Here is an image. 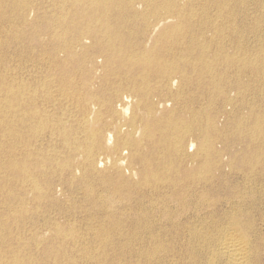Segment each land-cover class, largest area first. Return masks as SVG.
<instances>
[{
	"label": "bare ground",
	"instance_id": "bare-ground-1",
	"mask_svg": "<svg viewBox=\"0 0 264 264\" xmlns=\"http://www.w3.org/2000/svg\"><path fill=\"white\" fill-rule=\"evenodd\" d=\"M44 1L0 0V226L79 189L135 264H264V0Z\"/></svg>",
	"mask_w": 264,
	"mask_h": 264
},
{
	"label": "rangeland",
	"instance_id": "rangeland-1",
	"mask_svg": "<svg viewBox=\"0 0 264 264\" xmlns=\"http://www.w3.org/2000/svg\"><path fill=\"white\" fill-rule=\"evenodd\" d=\"M30 1L33 5H36L38 7H42V6L46 7V3L44 0H30ZM12 60H13V62H11V64L14 63L15 58H13ZM16 62L19 64V60L16 59ZM15 74H17V75H15ZM17 76H18V72H15V66L12 65L11 71H10V77H11V79H13V78L16 79ZM55 179H57V178H55ZM235 182H236V180L234 178L230 179V181H229L230 184H234ZM41 183L43 184V182H41ZM75 189H77V188H75ZM81 192L82 191H80L79 189L76 190L75 195L78 194V196H76V198L73 197V199H71V201H70V198H68V194L65 193V196H62L61 199L56 201V202L51 200V198H48V197H43L42 199L37 201L33 194H25V196H23L21 194V197H22L21 200L24 203L26 201H28V203L26 202L27 204L25 203L26 212L23 216H20L17 218L7 219L5 221V223L2 226H0L1 227L0 233H2L4 235L3 236L4 238L2 237V239H4V240L0 243V255H4L10 248L21 247L24 249L23 256H25V261H33L32 258H34L35 264H40V263L41 264L42 263L43 264H72V263L83 264V262H85L84 264H93V263L94 264H135V261L139 260V258L136 259V257H135L136 252L139 249H141L138 245L135 246V244H134L133 247L129 246L127 249L121 250L119 246H120L121 242H123V238H122V236L120 237V235H118L117 233H110L109 239L107 238L108 240H106V242L103 241V243H102V241L100 242V240H96V239L91 238L92 231L87 229L85 224L83 225V224L78 223L75 226H71L69 224V221L66 223V221H67L66 218H70V217L62 218V215L58 211L63 210V208H64V211L65 210L66 211L71 210V212H73L75 214V216H74L72 213L73 217H75V218L77 217V215H76V213H77L78 217L76 219H79V218L84 219L85 218L84 212H81V211H83L86 207H88L90 205V201L84 202L81 199V196H82V195H80ZM16 193L18 194V192H16ZM66 194H67V196H66ZM19 200L20 199H18L15 195V199H13V203L15 204ZM60 206H62V207H60ZM65 207H66V209H65ZM71 208H73V209H71ZM72 210H74L76 212H74ZM46 215H47V217H46ZM48 215L50 217H53V219L50 218ZM79 215H81V217ZM28 216H29V218H28ZM53 220H54V222H52ZM48 222L60 224L63 227L62 234H65L66 231H70V233L72 231V235L75 236L76 238H80V239L84 238V245H82V248L90 249L97 243H99V245L101 244L104 247V250L100 251V253H98V254L92 253V255H95L96 262H98V263L92 262L93 260H89L92 263L86 262L84 259L79 258V256L77 254H75V251H74L75 246L72 247V243L71 244H64L61 242V240L59 238H57L56 236H53L52 232H50L49 230L47 231L46 228L52 224V223L49 224ZM66 225H69V226H66ZM84 227H85V229H84ZM20 230H21V232H20ZM88 230H89V232H88ZM125 231H126V228H125ZM125 231H123V233H125ZM3 232H5V233H3ZM49 232H50V234H49ZM24 233H25V235H24ZM29 234H30V236H29ZM84 235H86V236L84 237ZM33 236L37 237V240L39 242V244L37 246H35V244L32 240ZM89 237L91 240L89 239ZM40 239H42V240H40ZM87 241H89V242L87 243ZM30 242L34 246H32ZM60 242H61V244H60ZM109 248H110V250H109ZM63 251H64V253H63ZM130 253L134 254V255H131ZM27 255H30V257ZM78 260L81 262H79ZM133 260H135V261H133ZM132 261H133V263H132Z\"/></svg>",
	"mask_w": 264,
	"mask_h": 264
}]
</instances>
